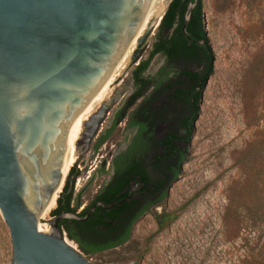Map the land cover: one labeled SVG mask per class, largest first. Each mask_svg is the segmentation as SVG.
Returning a JSON list of instances; mask_svg holds the SVG:
<instances>
[{"label": "rangeland", "instance_id": "1", "mask_svg": "<svg viewBox=\"0 0 264 264\" xmlns=\"http://www.w3.org/2000/svg\"><path fill=\"white\" fill-rule=\"evenodd\" d=\"M202 2L215 62L189 156L163 203L168 216L159 223L160 210L147 213L128 240L94 254L84 252L63 228L95 264H264V0ZM156 33L157 28L140 46L139 61ZM132 62L131 56L104 100L93 105L91 115L104 103L110 108L99 133L89 147L78 146L73 190L82 193L83 205L107 176L102 161L111 160L115 131L95 144L128 103ZM11 256L10 231L0 215V264H10Z\"/></svg>", "mask_w": 264, "mask_h": 264}, {"label": "water", "instance_id": "2", "mask_svg": "<svg viewBox=\"0 0 264 264\" xmlns=\"http://www.w3.org/2000/svg\"><path fill=\"white\" fill-rule=\"evenodd\" d=\"M152 1L0 0V215L10 231V264H95L68 243L60 219L86 220L104 203L84 216H53L49 231L39 222L67 178L71 125L151 22ZM199 1L187 4L185 30ZM151 30L139 37L133 61ZM108 111L104 104L85 121L88 147Z\"/></svg>", "mask_w": 264, "mask_h": 264}, {"label": "flooded vegetation", "instance_id": "3", "mask_svg": "<svg viewBox=\"0 0 264 264\" xmlns=\"http://www.w3.org/2000/svg\"><path fill=\"white\" fill-rule=\"evenodd\" d=\"M158 23L148 35L158 29L153 43L144 49L145 59L132 62L128 103L113 119L111 132L115 131L118 142L105 164L107 176L89 203L83 205L81 192L73 191L69 197L70 190L60 201V206L69 202V211L81 216L92 205L104 203L95 206L91 221L102 226L113 240L121 239L126 232L131 235L134 225L147 213L160 210L164 214L163 203L189 156L204 90L214 68L215 54L206 29H200L193 16L186 30L184 14ZM89 132L86 126L80 144L86 143ZM68 219L67 224L83 238L85 220Z\"/></svg>", "mask_w": 264, "mask_h": 264}, {"label": "trees", "instance_id": "4", "mask_svg": "<svg viewBox=\"0 0 264 264\" xmlns=\"http://www.w3.org/2000/svg\"><path fill=\"white\" fill-rule=\"evenodd\" d=\"M190 0H171V2L168 5V8L162 18V24L168 19L173 20L176 18L178 14L183 15L187 4ZM203 15H204V10H203V2L202 0L199 1L197 7L193 11V19L196 21L200 29L204 27V21H203ZM183 19V18H182ZM213 72V66L210 69V74ZM111 129L108 131L107 134L102 135L99 140L97 141L95 147L97 148L101 143H103L107 136L110 134ZM78 169L76 168L75 165L71 167L67 174V178L65 181V184L62 188V191L60 192V195L58 197V206L53 209L52 213L55 214V212L60 211L61 209L69 211L71 210L69 202H66L64 206H60V201L62 200L63 196L66 194L68 190H70L68 196L72 197L73 194V186H74V181L75 178L78 176ZM87 212V209L83 211V214ZM168 215H163V214H157V218L159 220V223H162L163 218H167ZM93 217V214L90 215V217L83 221V238H79L75 232L73 227L67 224V221L70 220L68 218H65L64 221L60 222V226L64 227V229L67 231L68 236L71 237L72 239H75L79 247L86 253L88 254H94L97 253L101 250L111 248L114 246H117L130 237V233L126 232L121 239L119 240H113L110 239L109 236L107 235V231L103 229L102 226L97 225L96 221H91ZM73 222H78L75 219H71ZM84 222H91L92 224H86ZM106 228H110V226H106Z\"/></svg>", "mask_w": 264, "mask_h": 264}, {"label": "bare ground", "instance_id": "5", "mask_svg": "<svg viewBox=\"0 0 264 264\" xmlns=\"http://www.w3.org/2000/svg\"><path fill=\"white\" fill-rule=\"evenodd\" d=\"M167 5L165 0H153L151 3V6L149 8V16H150V23L145 26L144 23L142 24L138 34L136 37L132 40V42L129 44L127 50L123 54V56L118 61L117 65L115 66L111 76L109 79L105 82V84L102 86V88L99 90V92L93 97L91 102L87 105V107L77 116V118L74 120L73 124L70 127L69 135L67 139V148L63 160V170L65 175L68 174L71 167L77 162V160L80 158L81 152L77 146V141L81 138V133L84 127V123L86 120H88L89 116L92 113L93 105L96 103H100L104 100L105 93L107 92L108 88L110 87L111 83L117 79L123 71L128 66L131 56H133V53L135 52V48L137 47L138 39L141 37L146 29L149 27L151 23H153L155 20L158 22L165 12ZM80 146V145H79ZM62 187V186H61ZM61 191V188L54 194L51 204H49L44 211L41 218L45 219L43 221L39 222V228L44 231H49L50 226L48 224V220L50 218V211L56 207V201L57 197ZM65 239L73 245L75 248H77V244L75 241L71 240L69 237L65 236Z\"/></svg>", "mask_w": 264, "mask_h": 264}]
</instances>
